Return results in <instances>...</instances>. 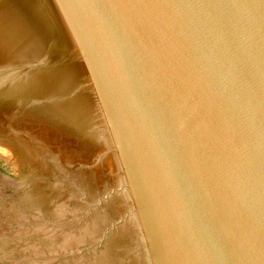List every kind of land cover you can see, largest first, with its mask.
Returning a JSON list of instances; mask_svg holds the SVG:
<instances>
[{"label":"water","instance_id":"obj_1","mask_svg":"<svg viewBox=\"0 0 264 264\" xmlns=\"http://www.w3.org/2000/svg\"><path fill=\"white\" fill-rule=\"evenodd\" d=\"M0 264H264V0H0Z\"/></svg>","mask_w":264,"mask_h":264}]
</instances>
